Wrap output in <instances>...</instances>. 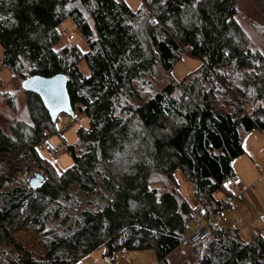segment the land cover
<instances>
[{
    "label": "trees",
    "instance_id": "16d2710c",
    "mask_svg": "<svg viewBox=\"0 0 264 264\" xmlns=\"http://www.w3.org/2000/svg\"><path fill=\"white\" fill-rule=\"evenodd\" d=\"M142 1L134 10L124 0H0L2 65L22 83L29 113L0 127V264H79L101 248L105 259L151 250L167 264L188 244L195 217L178 170L205 218L225 209L218 195L231 192L226 180L245 153L244 135L264 132V55L237 21L239 0ZM255 1L264 12V0ZM67 18L87 52L53 48ZM186 56L201 65L177 81L171 73ZM58 74L68 78L74 116L89 122L68 146L65 170L40 152L60 116L54 123L23 87ZM18 92L3 97L12 109ZM35 169L44 184H21ZM27 230L41 238L16 239ZM209 232L190 247L194 264H264L262 233L245 241L235 229Z\"/></svg>",
    "mask_w": 264,
    "mask_h": 264
},
{
    "label": "rangeland",
    "instance_id": "374dc122",
    "mask_svg": "<svg viewBox=\"0 0 264 264\" xmlns=\"http://www.w3.org/2000/svg\"><path fill=\"white\" fill-rule=\"evenodd\" d=\"M124 1L134 10L139 9L143 2L142 0ZM237 21L247 33L250 40L264 55V12L260 9L255 0H239ZM60 32L62 34V38L53 47L55 50H58L69 43H75L83 52L88 51L89 48L85 38L79 32L71 18H67L63 22L60 26ZM70 35H74L73 40H70ZM2 60L3 48L0 45V127L8 130L11 124L28 117L29 113L26 111L25 107V95L21 91L22 83L18 78L13 76L10 69L3 68ZM200 65V60L186 56L175 65L171 76L173 79L181 81L189 73L196 71ZM81 68L84 73H89V69L85 62L81 63ZM161 80L162 83L160 84V88L166 83L164 77ZM15 90H19V92L14 100L15 109H12L6 104L3 97L8 92H13ZM88 123V118L80 113H77L75 116L61 115L57 124L59 132L48 138L47 144L40 149L41 155L55 163L59 170H65L70 167L73 164V158L68 151V146L76 143L79 128L88 127ZM67 125H71L73 128L70 131L65 132ZM49 146L52 148L51 150L48 149ZM57 147L60 148L57 149ZM36 170L37 169L21 174L20 183L27 185L28 180L35 176ZM175 176L180 192L189 200L190 197L188 194L191 193L193 196L192 183L185 179L182 171L180 170L176 172ZM97 201L100 203V200H96V202ZM211 218L210 221L212 222ZM206 219L207 220H205V222H203L204 220L202 221V224H205L209 229L211 222L208 223V218ZM58 225L59 221L54 223L52 226L57 228ZM195 227L196 225L192 224L191 229L194 230ZM39 237L41 238V236L28 230L16 235L17 240L27 243L28 245H32V243L37 241ZM247 239L245 240L249 241V238ZM188 251L191 252L189 245L186 243L182 244L178 251L169 257L167 264H186L185 259L187 257L185 252ZM119 256V260H117V257L105 259L104 248H101L82 259L79 264H118V261H120V264H127L130 262L132 264H159L156 255L151 250L133 251L130 253H128V251H124L123 253H119Z\"/></svg>",
    "mask_w": 264,
    "mask_h": 264
},
{
    "label": "crops",
    "instance_id": "0c3cea01",
    "mask_svg": "<svg viewBox=\"0 0 264 264\" xmlns=\"http://www.w3.org/2000/svg\"><path fill=\"white\" fill-rule=\"evenodd\" d=\"M243 145L245 153L233 162V171L241 177L242 183L229 188L230 193L218 195V198L226 204L225 209L215 214L211 218L212 222L210 218L207 222H211L212 226L238 230L244 240L247 238L250 240L253 234L262 233L264 236V132L255 129L245 134ZM188 196L190 199L187 200L191 204L194 203L192 194L189 193ZM203 220L205 222L207 219ZM211 225H209V229ZM124 251L127 250H120L114 257L119 260V253ZM130 252L133 251H128V253ZM185 254L186 264H194L190 252H185ZM119 262L118 264H120Z\"/></svg>",
    "mask_w": 264,
    "mask_h": 264
},
{
    "label": "water",
    "instance_id": "95a60500",
    "mask_svg": "<svg viewBox=\"0 0 264 264\" xmlns=\"http://www.w3.org/2000/svg\"><path fill=\"white\" fill-rule=\"evenodd\" d=\"M25 91L37 94L46 110L48 111L53 122L61 115L74 116L71 97L68 91V78L64 74L47 78L39 75L31 76L23 83ZM47 180L43 170L37 169L35 176L31 178L27 186L37 189Z\"/></svg>",
    "mask_w": 264,
    "mask_h": 264
},
{
    "label": "built area",
    "instance_id": "2783aa9c",
    "mask_svg": "<svg viewBox=\"0 0 264 264\" xmlns=\"http://www.w3.org/2000/svg\"><path fill=\"white\" fill-rule=\"evenodd\" d=\"M73 36H70V39H73ZM73 127L71 125L66 126L65 132H68ZM60 147H57L59 149ZM242 179L238 174H233L226 180V186L228 188H233L236 186L241 185ZM191 210L195 214V217L192 221V224L196 225L195 229L191 232L189 237L187 238L188 245L192 248L198 246L202 242H205L210 239L211 234L209 232V229L206 227V225H202V220L207 215L206 209L199 206L198 203L194 202L191 204Z\"/></svg>",
    "mask_w": 264,
    "mask_h": 264
}]
</instances>
